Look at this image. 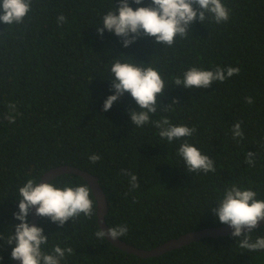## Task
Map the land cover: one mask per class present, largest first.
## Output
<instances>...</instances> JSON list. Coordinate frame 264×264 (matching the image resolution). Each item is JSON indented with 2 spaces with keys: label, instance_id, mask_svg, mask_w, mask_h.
I'll list each match as a JSON object with an SVG mask.
<instances>
[{
  "label": "trees",
  "instance_id": "trees-1",
  "mask_svg": "<svg viewBox=\"0 0 264 264\" xmlns=\"http://www.w3.org/2000/svg\"><path fill=\"white\" fill-rule=\"evenodd\" d=\"M115 3L118 7L119 0ZM150 3L130 0L134 9ZM223 3L230 9L228 22L197 20L171 47L141 37L125 48L113 32L101 36L97 27L114 0H32L22 24L0 22V264L13 262L16 245L6 240L20 223L14 217L19 188L29 179L39 182L44 172L62 164L98 176L108 200L107 225H126L129 231L120 238L145 249L222 225L212 209L232 184L254 190L264 200V0ZM60 15L67 20L63 25L57 22ZM116 59L158 69L168 87L158 96L152 121L166 117L174 125L195 127L196 133L168 143L152 122L135 127L129 113L140 107L130 93L105 112L104 102L114 94L110 69ZM193 66L241 71L207 89L176 86L175 78ZM9 104L16 105L11 112L15 123L5 119ZM237 122L243 140L232 138ZM185 139L214 159V173L188 172L178 155ZM247 152L255 153L254 167L245 163ZM92 154L101 160L91 164ZM124 169L138 177L139 188L130 189ZM50 182L59 187L87 184L96 201L79 175L65 173ZM37 226L49 237L46 252L55 245L73 249L61 264H264V250L241 249L240 238L231 234L141 257L97 238V213L92 218L81 214L63 228L39 217ZM251 235L253 240L264 235V225Z\"/></svg>",
  "mask_w": 264,
  "mask_h": 264
},
{
  "label": "clouds",
  "instance_id": "clouds-1",
  "mask_svg": "<svg viewBox=\"0 0 264 264\" xmlns=\"http://www.w3.org/2000/svg\"><path fill=\"white\" fill-rule=\"evenodd\" d=\"M136 5H142L144 0H131ZM198 6V7H197ZM0 22L9 26L22 24L32 10V0H2L0 3ZM102 27L97 32L102 36L107 30L121 38L125 48L133 45L141 37L155 38L157 44L171 47L177 38H185L194 22L204 23L211 19L216 24L226 23L230 19V9L223 0H151L147 7L133 8L130 0H114V7L102 15ZM63 25L67 22L64 15L57 18ZM131 58V57H130ZM132 60V58H131ZM133 61V60H132ZM139 62H121L116 59L111 64L113 95L107 97L103 110L109 111L113 104L130 93L139 105L140 110H131L129 115L135 127H143L152 122L159 131L161 139L168 143L192 137L196 133L195 127L174 125L168 118L152 121V115L157 112L158 96H162L168 87L162 79L158 69L142 67ZM239 67L216 66L212 70L191 67L186 70L182 78H175L174 84L185 89L211 87L214 83H223L234 75H238ZM247 103H253L252 97H246ZM178 104V100L174 101ZM172 107V105H167ZM10 114L5 117L10 123H15L16 117L11 114L16 109L15 104L8 105ZM232 138L244 139L241 123L232 127ZM178 155L183 159L188 172L207 174L215 172V161L185 139L178 149ZM91 164L101 160L99 154L88 157ZM245 163L255 166V153L247 152ZM122 174L129 177L130 189L140 187L138 177L129 170H122ZM257 192L251 189H242L236 184L226 188L218 207L212 212L222 224L233 229L232 237H239L238 246L252 252L264 250V235L252 239L254 229L260 227L264 220V200L257 199ZM19 211L14 217L20 223L14 225V234L6 241L9 245H16L11 252L12 260H19L21 264H61L66 255H71V247L62 248L55 245L51 252H46L44 246L48 245L49 237L44 229L28 221L29 215L35 209V214L42 218H49L52 223L63 228L69 221L83 214L92 218L97 213L96 201L91 198V191L87 184L59 187L52 182H37L29 179L19 188ZM129 229L126 225L109 227L107 231L99 230L96 236L99 239L111 237L113 240L125 236ZM0 239H3L0 236ZM3 258L0 257V260Z\"/></svg>",
  "mask_w": 264,
  "mask_h": 264
},
{
  "label": "water",
  "instance_id": "water-1",
  "mask_svg": "<svg viewBox=\"0 0 264 264\" xmlns=\"http://www.w3.org/2000/svg\"><path fill=\"white\" fill-rule=\"evenodd\" d=\"M69 173V174H76L84 178L88 184L90 185L92 192L97 201V216H98V223L102 230L107 231L109 226L106 223L105 215L108 209V200L106 197V193L99 182L98 176L94 175L93 173L82 169L78 166L69 165V164H62L56 167H52L44 172L41 176V182H50L57 176L62 174ZM39 181V182H40ZM39 216L35 214V209L32 210L30 224L38 225ZM264 225V220L260 221V226ZM233 231L228 225L222 224L219 226H209L204 227L198 230L189 231L186 233L181 234L178 237L171 238L164 243L155 246L150 249H145L141 247H137L121 238H117L113 240L111 237L107 239L115 246L120 249H123L127 252L136 254L141 257H151L157 256L160 254L165 253L168 250H172L174 248H179L184 245H187L194 241H199L204 237H219V236H226L231 234ZM12 264H21L19 260H13Z\"/></svg>",
  "mask_w": 264,
  "mask_h": 264
}]
</instances>
